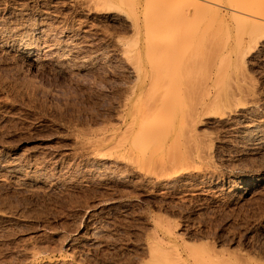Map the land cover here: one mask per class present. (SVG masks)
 <instances>
[{"label": "rangeland", "instance_id": "374dc122", "mask_svg": "<svg viewBox=\"0 0 264 264\" xmlns=\"http://www.w3.org/2000/svg\"><path fill=\"white\" fill-rule=\"evenodd\" d=\"M157 1L0 0V162L18 167L12 174L0 169V264H264V138L253 133L251 139L243 140L235 132L259 121L264 124V48L255 56L249 54L251 58L240 53L244 47L250 49L246 36L264 35V25L260 22L255 26V21L244 16L237 22L227 14L228 0H220L222 5L219 2L217 6L209 3L220 12L205 8L201 18L206 21L210 14L214 22L221 17L222 24H216L223 27L226 36L231 34L234 55L227 72L235 66L231 79L235 81L242 71L240 79L247 75L249 83L254 82L252 88L259 95V105L250 111L254 114L237 117L229 123L231 127L221 125L213 116L201 117L195 132L206 143L208 159L201 160L202 154L200 158L188 150L193 160L181 162V177L169 182L161 170L144 166V172H151L147 180L144 172L122 163L111 165L107 158L103 161L94 155L95 141L117 128L115 112L126 94L138 91L142 82L141 95L153 89L148 90L151 75L156 62L166 54L145 46L148 35L153 34L150 30L146 37V30L155 28L154 21L158 22L154 30L168 31L174 22H178L175 27L182 22L183 15L176 17L179 12L184 13L185 8L189 13V0H171V4L160 0V6ZM166 15L173 19L175 15L176 21L170 20V25ZM188 19L183 17L179 30L184 25L189 29ZM213 22L209 24L218 27ZM236 33L242 35L243 47L235 44ZM145 47L152 51L146 53ZM187 48L173 49L177 54L168 60L172 63L167 68L170 72H166V60L162 61L164 68L158 64L170 75L164 73L172 80L174 93H181L189 84ZM135 52L141 54L138 74L132 69V60L138 57L137 53L134 57ZM149 52L155 54L149 57ZM236 57L247 63L239 72L236 64L241 66V62ZM202 72L209 76L205 75L208 71ZM227 75L223 84L229 82ZM186 101L166 118L168 125H177L183 110L189 108ZM184 138L187 144L189 137ZM158 141L166 144L161 148L169 147L167 139ZM180 145L177 148L186 151L187 147ZM162 150L160 154L167 151ZM170 153L167 155L172 156ZM30 178L33 182L28 185ZM166 229L174 234L169 235Z\"/></svg>", "mask_w": 264, "mask_h": 264}, {"label": "bare ground", "instance_id": "6f19581e", "mask_svg": "<svg viewBox=\"0 0 264 264\" xmlns=\"http://www.w3.org/2000/svg\"><path fill=\"white\" fill-rule=\"evenodd\" d=\"M161 1L163 3H165V1H169V3H170L171 0H161ZM181 1H185V3H186L187 0H181ZM174 2H176V0H173L172 3H174ZM177 2H178V0H177ZM188 2H189V13L188 12L186 13L185 12L186 9L184 8L183 10H184L185 14L183 12H181V13L179 12L178 16L176 15V17H178V19H179V16H181V15H183V17L188 16L189 17L188 20L191 23V26H189V29H187V25H186V27L184 25V28H186L187 30L183 31L184 30L183 26L180 27V30H179V26H181L183 24L182 23L183 22L182 16H181L182 22L179 24V26L175 27L176 25H178V22L175 20L176 19L175 15H174V19L172 17L170 18L168 15H166L170 18V19H168L167 17H163V19L165 18V20L168 19L166 22L169 21L168 23H170V25H171L173 22L172 20H174V21H176L174 23L175 24L177 23V24L175 25L173 23L174 25H171V26L164 24V25L171 27L172 29L170 28L168 31L162 29L163 30L162 31L161 29L160 30H157V29L154 30L155 28H157L156 24L158 22L156 24H154L153 23L154 21H153L151 24L155 25V26H153L155 28L153 29L150 27L151 29H147L146 30V37H147V32L150 30H151L150 33L153 32V34H150L151 38L149 37L150 35H148V37H147L149 39L148 41L146 40V38L144 39V40H146L145 41L146 43L148 42L145 45L147 48L150 47V48H152L153 51L156 49L157 52L155 51V53H157V54H161L164 51V53L166 54L164 56H166V57H167V55L169 56V58H165L164 56H162V58L159 59L160 60L159 63L156 62L157 65L161 64L162 61H164V60H166L165 61L166 64H169V61H171V59H172V55L176 53V51H174L173 49H176L177 51H182V50H179V48L181 49V47H184V48L189 47V48H187L189 50V55H188L189 60L185 59L188 57L186 55L187 53L185 54L187 57L184 56L185 57L184 59L186 60V62L188 61L187 63H189V64H187V65H189V84H188V86L187 85L183 86V89L185 88V90L181 91V93H180L179 92L180 90L178 91V89L175 88V86H177V85L174 86V84L176 83L175 82L173 84V88L175 90H177L178 92H176V91H175L176 93L171 92L170 82L172 80H170V79L168 80L167 79L168 77H165V74L167 75L168 73H166V72L171 71V70H167V68L170 69V66H172L170 64H172V63L167 65L168 67L166 66L167 71L165 69L163 70V71H166V72H164L165 74L162 71V66H161V70H160L159 65H158V67L156 65V68H154V70H153L154 71L153 74L155 75L154 76L155 79H153V77H152L153 74H152L151 79H150L152 83L150 81H148L149 84L151 83V85L148 84L150 87L149 86H148L149 88L147 87L148 90L149 89L151 90L152 88L153 89L151 91H146V93H144V91H145L144 90L143 91L144 94L141 95V90L145 86V82H142L137 89L138 91H133V89H132L129 94L127 93L126 96L121 101V103L117 106L118 108L116 107L117 109H116L115 113H116V121H117L116 126H117V128L115 130L106 132L107 134L102 133L104 135L102 137H100V139L98 138L99 139L98 141H95V142H97L96 143L97 147H95L97 149H95V148L93 149L96 151L94 153V155H96L98 157V159H99V156L102 158V160H103V158H104V160H105V158H107L108 161L109 160L111 161V163H112L111 165H113V164L118 165V164L122 163V164H125L126 167H129L132 170L140 172V173L144 172V166H148L149 168L161 170L162 173H164V172L166 173V174L164 173V177H166L168 179V182L171 181V179L173 180L174 178H175L174 180H176L177 177L182 175V171H181L182 168L180 167L181 162H185V159L188 160L190 157L191 158L193 157V156H191L192 154L189 152L190 155H187L189 157L186 158V154H189L188 150L194 151L195 153L197 152L194 155L198 154L197 156H199L200 158L202 156H204L201 158V160H204L205 158L208 159V156L206 157V155H205V154L208 155L207 152H209V150L206 151L207 149H206V147H204V146H206V143L203 142V140L201 141V139L199 137L200 134H198L197 131H196L197 133L195 132V130H196L195 127L199 126V124H197V123H199L201 117L207 118V117L213 116L214 118L212 117V119H216V121L219 122L220 124L221 123H227V127H231V126H229V123H231L230 125H232V122L234 120H236V121L238 120L237 117H239V116L241 117L243 114H248V113H251L252 111H255L256 110L255 108L257 107V105L255 107V104H258L257 102L259 101L258 100L259 98L256 96V95H258L256 90H254V88H252V86H254L253 85L254 82L252 84H250L252 81L248 79L250 77L247 78L246 77L247 75L244 76L245 75V73H244L243 74L244 78L241 77V79H240V76L242 75V71H240L241 75L239 73H238L239 75L236 73L237 76H239V78L235 77V79H236L235 81H234V79H231V77L233 78V76L235 75V74L233 76L230 75L231 73L233 74L232 71L235 69V66H234L233 70L232 69L230 70L231 73L227 72V70H229L228 67L230 64L229 59H231L230 56H231L234 49L233 50L231 49V47H232L231 46L232 44L230 42L231 38L229 39V37H231L230 36L231 34L228 33L229 35L226 36V33H224V30L221 29L223 27H220L221 25L219 26V24H222L220 22L221 19L219 20V18H221V17H219L218 20H216L219 22L218 25L216 24V21H214L215 23L213 22V20L215 18L214 19L211 18L213 20L210 19V17H209L210 14L208 15L206 13L208 15V18H206V21H204L205 19L201 18V16L204 15L203 13L201 14V12H204L206 10L205 8H207L206 11L212 10L213 13H215V12L219 13L220 11L218 12V9L213 10L212 7L208 6V5H210L209 3L216 5V3H219L220 0H218V1L217 0H189ZM156 3L157 4L160 3V0H159V2L157 1ZM163 3H161V4H163ZM220 3L222 5V2H220ZM190 4H191V6H190ZM228 4H229L228 7L225 6L226 4L224 5L227 9V14H231V16L236 17V20L238 17L244 16V17H249L248 19H252L253 21H255L256 22L255 26L257 23H260V22H261V26L264 25V0H228ZM218 5H220V4H218ZM158 6H160V4H158ZM160 8H162V7H160ZM182 8L183 7H181V9ZM208 8H209V10H208ZM213 8H214V6H213ZM179 9H180V5L176 11H178ZM176 11H175V14H177ZM186 11H188V10H186ZM173 14H174V12H173ZM212 15H214V14H212ZM220 15H221V13H220ZM181 18H180V20H178L179 22L181 21ZM186 18H185V20H186ZM204 18H205V16H204ZM228 18H230V17H228ZM159 19L160 18H158V20ZM201 19H203V20L201 21ZM207 19H208V21H207ZM209 19L211 20V22H213L215 24V26H218V27L215 28L212 24H209V23H211ZM234 20H235V18H234ZM240 20H241V18H240ZM160 21H161L160 23H162L164 20L163 21L160 20ZM237 22H240V21L237 20ZM252 23H254V22H252ZM184 24H185V21H184ZM173 26L176 28V30H173ZM228 26H224V27H227L228 29H230ZM160 27L162 28V26H160ZM177 28H178V30H177ZM181 28H183V30H181ZM165 29H168V28L165 27ZM248 31H250V30H248ZM248 31H247V33H248ZM228 32H230V30ZM257 33L258 32H256V35L261 34L260 32H259L260 34L259 33L257 34ZM148 34H149V32H148ZM159 34H161V35L158 36ZM239 34L236 33V35H238L239 38L242 39V37H240L242 35H239ZM241 34H243V33H241ZM155 35H157V38ZM152 36L155 37L156 39H153ZM161 36H163V37H161ZM238 36L237 37L235 36L236 37V40H234L235 44L238 47H240V46L243 47L244 45H241V44H242L244 39H242L240 41L239 39H237ZM246 38L247 39L249 38L248 39L249 46H251L252 44L253 45L251 47H249L248 45H247L248 47L246 46L247 48H250V49H248V51L246 50L245 47L242 48L245 50V52H243V50L239 48L240 53H242L243 56L246 54L244 56L245 58H247L249 54H252V56L253 55L255 56V55L261 53L262 49L264 48L263 32H262V35H260V36L252 35V37L246 36ZM232 43H233V39H232ZM245 43L247 44V42H245ZM243 44H244V42H243ZM146 47H145V49H147ZM238 47H237V49H238ZM158 49L159 50L161 49L160 50L161 52H159ZM239 49H238V51H239ZM149 50L147 49V51L146 50H144V51L146 53H148ZM152 50H150V51H152ZM169 50H171V51L173 50L174 53H172ZM168 52L169 53L171 52L170 53L171 58H170V54ZM136 53L138 54L139 52H135V54ZM151 53L149 52V54H148L149 57H150ZM155 53H152V55ZM137 54L134 55V57L137 56ZM139 54H138V57H135L137 60H139L138 61L139 63H135L137 60H132V62L135 61L134 64L132 63L133 66L131 65L133 72H135V74H138V72L140 71L139 70L136 72V70H138V68L140 67L138 65V64H140V60H141V58H139ZM148 55L146 54V57H148ZM178 55L176 56V58H178ZM232 55H234V54H232ZM237 55L238 54H236V56ZM250 56L251 55H249V57ZM237 57H236V59H237ZM250 58H248V59H250ZM252 58H254V57H252ZM184 59H183V61H185ZM239 59L242 60L243 58L239 57ZM232 61H234V60H231V62ZM238 61H240V60H238ZM238 61H236V63ZM250 61H251V59H250ZM175 62H177V59L175 60ZM156 63H154L151 66L152 69H153V67H155L154 65ZM163 63L161 65H163ZM242 63H246L245 60H242L241 66H239V63L236 64L237 71L240 70V67H242V65L247 66V63H246V65L242 64ZM178 64H179V62H178ZM234 64H235V62H234ZM53 65L56 66L59 64L54 62ZM136 66H137V68H135V70H134L133 67H136ZM184 66H183V68H184ZM238 66H239V69H238ZM185 67H187V66H185ZM151 68H149V69L152 71ZM163 68H164V65H163ZM158 70L162 71L161 76L164 75L162 79H160V76H159L160 71H158ZM179 70L181 71V68H179ZM241 70H243V69H241ZM202 71H204V72L208 71L207 73H205V75H207L209 73V76L207 75V77L205 76L206 77L205 78L204 73ZM243 71H245V70H243ZM210 72H211V76H210ZM157 73H159L158 74L159 77H157ZM226 73L228 74L227 76H229V77L228 78L225 77V78L229 82L228 83L225 82L226 84H223L222 81L224 80L223 78H224V75ZM234 73H235V71H234ZM150 74H151V72H150ZM200 74H203V76ZM197 75H199L200 77ZM135 76H137V75H135ZM167 76L170 77V75H167ZM202 77H204V78H202ZM136 78H137V80H139V76ZM157 78H159V79H157ZM246 78L248 81L246 80ZM230 79L233 81L231 82ZM237 79H239V80H237ZM224 81H226V80H224ZM249 81H251V82L249 83ZM171 83H173V82H171ZM186 83H187V81H186ZM171 86H172V84H171ZM154 87H156L157 90H155ZM147 88H146V90H147ZM154 90H155V92H153ZM186 91L189 92V94H188L189 96L186 95V93H187ZM150 92H152V93H150ZM183 92H185V93L183 94ZM187 96L189 97V99H187V101L189 103V108H187V106H188L187 105L186 106L187 111L183 110L185 112L183 113V115L179 119V122H178L179 125L177 123V125L175 126V124H176L175 123L174 125L171 126L170 125L171 123H170L169 124L170 126H169L167 124V122H165L166 118L169 119V118H171L170 116H173L172 114L175 113L178 106L180 107L181 104L184 101H186L185 98H187ZM135 99H136V101H135ZM187 101H186V104H188ZM253 107L255 110L254 109L252 110ZM184 108H185V106H184ZM210 110H211V112H210ZM251 114H254V112ZM247 118L249 119V116H247ZM240 120H242V119L240 118ZM203 121H202V123H204ZM236 121H235V123H236ZM260 122L261 121H259V123H257V124H254L255 122L253 121V123H252V124H254L253 126L251 125L250 128H245L248 125H250L247 122L248 125L244 127L247 130H245V129L239 130L240 128L238 129V126H237L238 130L235 129V130H237L235 132L238 135H240V136H238V135L237 136L242 138L243 140H245L244 138H246V139L250 138L251 139L250 136L253 133L255 136H258V139L264 138V129H262L264 124L261 125L262 122L261 123ZM202 123L200 122V124H202ZM166 124L169 127H167ZM217 125H219V124H217ZM221 125H223V124H221ZM236 125L237 124H235V126ZM243 126H244V124H243ZM241 128H243V127H241ZM228 129L231 130L232 128L231 129L228 128ZM233 132H234V130H233ZM186 135H187V137H189L188 138L189 141L186 140V141H188L187 144L185 141H183V140H185L184 136L186 137ZM180 136L181 137L183 136L182 139L179 138ZM201 138L203 139L204 136L201 135ZM255 138H257V137H255ZM164 139L165 140L167 139L168 141H170L169 145H168L169 147H167V148H161L162 147L161 145H164V144L163 143L161 144L158 141V140H164ZM180 139L187 146L181 144L182 142H180ZM235 139H237V138H235ZM242 139H241V141H242ZM254 141H252L253 144H255ZM257 141L260 142V140H257ZM202 142H203V145H202ZM248 142L250 144V141H247V143ZM90 143H94V142L91 141ZM261 143L264 144L263 141ZM155 144L156 145L159 144V147L155 146ZM243 144H245L244 141H243ZM165 145L163 147H166ZM179 145L181 147H182V145L185 148L187 147V149H185L183 147L187 151V153H185L186 151H182L181 150L182 148L181 149L177 148ZM258 145H260V144H258ZM152 146H155L157 148L152 149ZM202 146L204 147V149L202 148ZM262 146H264V145H262ZM255 147H256V145H255ZM160 148H161V150L165 149V151L166 150L168 151V148H169L168 153L171 151L170 154L173 153V155L172 156L170 155L171 157L168 156L169 154L167 153V151L160 154V151H161ZM157 149H159V152L157 151ZM177 149H179L183 152V153H181L182 155L178 154L180 152H179V150L177 151ZM203 150L206 152L202 153ZM155 151H157L158 153ZM162 151H164V150H162ZM201 154H202V156H200ZM211 156H212V154H211ZM199 157H197V158H199ZM209 158H211V157H209ZM191 160H193V159H191ZM201 160H199V161H201ZM5 164L0 162V169L6 168V169H8L10 174H12L11 172H13L14 170L16 172V169L18 167L16 168L14 164H12L14 166H7V167L5 166ZM182 164L184 165V163H182ZM185 166H187V165H185ZM1 170H3V169H1ZM35 170H37V169H35ZM37 171H35V172H37ZM35 172H34V174H35ZM148 173L151 174V172H144V175H142L144 179H146L145 174H146V176H148L147 175ZM38 175H40V173ZM149 176L147 177V180L150 178ZM152 176L153 177L156 176V173L154 174V172H153ZM152 176H151V178H152ZM9 177H10V175H9ZM31 178L29 179V182L27 183L28 185H30L29 183L31 182L30 181ZM159 178H161V177H159ZM32 179H34V178H32ZM154 179L157 180L155 177H154ZM151 180H153V178ZM20 182H22V181H20ZM32 182H33V180H32ZM24 186H26V185L24 184ZM165 232L168 233L169 235H171V233H172V231L170 229H166ZM172 234H174V233H172ZM152 250H153V248L151 247L150 251H152ZM36 255L32 254L31 257L32 256L34 257Z\"/></svg>", "mask_w": 264, "mask_h": 264}]
</instances>
